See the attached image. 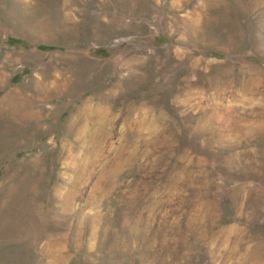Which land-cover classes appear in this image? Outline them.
Instances as JSON below:
<instances>
[{"label": "rangeland", "instance_id": "1", "mask_svg": "<svg viewBox=\"0 0 264 264\" xmlns=\"http://www.w3.org/2000/svg\"><path fill=\"white\" fill-rule=\"evenodd\" d=\"M0 264H264V0H0Z\"/></svg>", "mask_w": 264, "mask_h": 264}, {"label": "bare ground", "instance_id": "2", "mask_svg": "<svg viewBox=\"0 0 264 264\" xmlns=\"http://www.w3.org/2000/svg\"><path fill=\"white\" fill-rule=\"evenodd\" d=\"M8 98V97H7ZM9 100H12L13 101V98L12 99H9ZM14 104L16 103L15 101L13 102ZM17 105H18V103H17ZM20 106V105H19ZM19 108V107H18Z\"/></svg>", "mask_w": 264, "mask_h": 264}]
</instances>
